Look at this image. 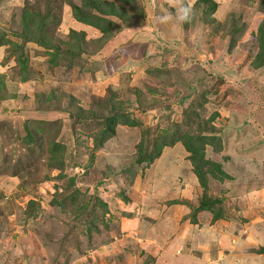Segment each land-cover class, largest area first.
Instances as JSON below:
<instances>
[{"label": "rangeland", "instance_id": "rangeland-1", "mask_svg": "<svg viewBox=\"0 0 264 264\" xmlns=\"http://www.w3.org/2000/svg\"><path fill=\"white\" fill-rule=\"evenodd\" d=\"M81 1L0 0V32L5 34L0 48V264H69L87 255L97 259L104 254L100 245L112 240L114 234L126 235L121 213L139 212L129 195L145 197L144 182L182 177L192 182L185 177L190 168L180 142L149 165H135L141 131L145 133L144 147L151 150L157 139L187 141L190 136L211 134L212 127L221 136L223 151L215 155L206 148V157L220 162L234 179L225 183L209 180L210 194L220 198L227 209L224 213H230L238 224V209L244 208L253 218L257 212L263 217L264 194L259 193L264 191V65H260L264 49H259L258 35L243 38L238 30L244 26L245 10L240 9L246 0H240L238 10L222 22L208 20L198 5L194 18L185 26L171 22H145L141 26L139 22L140 26L119 32L105 45L97 43L99 30L74 19L71 5L80 6ZM136 1L135 8L146 6V0ZM247 2L255 6L256 0ZM151 4L148 15L156 21L152 16L156 5L160 15L167 13L165 4L174 11L178 0H152ZM25 10L41 18L47 16L41 31L59 46L55 65L49 61L51 50L23 42L22 36L27 35L21 23ZM79 24L84 28L87 44L82 46L85 54L90 52L88 56L70 50L73 35L69 32ZM34 25L40 29L39 22ZM116 25L122 27L118 21ZM86 32L94 36L87 38ZM6 40L21 44L22 52ZM12 50L25 61L21 69ZM21 76L28 80L21 81ZM109 86L122 102L119 112L140 121L142 127L117 126L114 135L95 149L89 137L101 126L93 120V128L79 131L77 120H64L72 109L64 93L85 101L88 96L91 109L102 112L96 103L113 93ZM102 96L105 98L96 99ZM51 111L61 114L58 119L53 115L55 122L44 124L39 123V117L35 119L34 113ZM55 141L65 146L63 161L51 163L48 150ZM127 166L134 174H120ZM70 178H74V186L69 188ZM75 187L84 196L73 203L64 196ZM254 191L259 193L254 194V201L247 196V203L246 194ZM121 192L128 195L130 203L116 196ZM101 195L109 202L113 198L120 201L112 215L121 220V231L116 232L117 223L108 221L107 216L109 228L97 223L103 210ZM88 197L91 207L80 215L77 209ZM30 200L35 208L28 206ZM251 217L244 222L246 235ZM92 219L96 220L95 229L88 232Z\"/></svg>", "mask_w": 264, "mask_h": 264}, {"label": "crops", "instance_id": "crops-1", "mask_svg": "<svg viewBox=\"0 0 264 264\" xmlns=\"http://www.w3.org/2000/svg\"><path fill=\"white\" fill-rule=\"evenodd\" d=\"M150 1L152 2V0L145 1L146 6L143 4L145 14L141 26L145 25V22H158V5L155 6L156 10L153 9L155 10L154 15L152 14L156 21L148 15L153 6ZM156 1L160 3V0ZM197 1L186 0L192 7ZM211 1L217 4L213 17L222 22L225 16L238 10L240 0ZM245 2L246 6L242 5L240 9L245 10L244 22H241L244 26L238 29L239 32L243 33V38L250 37L253 33L256 34L264 20V0H256L255 6L258 5L256 10L255 6H249L247 0ZM260 6L261 8H259ZM164 8L167 9V13L173 11L168 4H165ZM240 10L239 12L242 13ZM130 29L134 28L131 27ZM75 30L83 31L84 28L79 24ZM127 30L129 28H124L120 33H126ZM86 33L87 38L94 36V33ZM227 51L228 49L223 52L224 55ZM174 147L164 148L161 154L166 149ZM187 163L189 162L187 161ZM186 165L188 167V164ZM188 168H190V172L185 177L187 180H192L190 183H187L183 177L164 182H156L157 179L144 182L142 185L147 190L145 197H140L135 193L129 195L131 202L134 201L133 204L136 205L139 212L137 214L121 213L126 222L123 228L126 235L121 234L120 237H117L118 235L114 234L112 240L100 245L101 253H104L103 256H96L97 259H95L85 255L86 259L82 260V258L79 260L80 262L72 260L69 264H264V254H256L253 251V249L257 250L264 246V216L261 217L257 212L254 213L255 217L253 218L249 211L244 208H237L239 210L237 214L241 216V224H238L234 221L235 217L230 213L227 215L224 213L227 211L223 207L225 204H221L224 210L221 212L222 218L220 219L213 220L212 214L206 210L196 212L193 216L192 213L198 207L202 196V189L191 172L190 164ZM225 172L231 179L225 180L224 183L234 179L229 172ZM209 180L212 181L210 178ZM257 193L259 191L246 194L245 201H247V196L252 198L251 201H254ZM261 193L264 194V191L260 192L259 196H262ZM116 196L122 198L119 194ZM124 196L125 198L122 199L130 203L128 195L124 194ZM239 197L242 198L243 196ZM106 198L101 195L100 199L107 205L114 202L113 205H108L112 211L106 215L109 217V221L117 223L116 232L121 231V227L118 226L121 220L112 215L113 209L117 208V203L120 201H115L113 198L109 202ZM240 213L246 214L243 216ZM247 217H251L252 220L248 229L249 233L246 235L243 226L244 222L246 224L249 222Z\"/></svg>", "mask_w": 264, "mask_h": 264}, {"label": "trees", "instance_id": "trees-1", "mask_svg": "<svg viewBox=\"0 0 264 264\" xmlns=\"http://www.w3.org/2000/svg\"><path fill=\"white\" fill-rule=\"evenodd\" d=\"M119 2V4H118ZM118 2L115 4L110 1H103V0H82L81 5H71L72 8V13L74 16V19L78 22L84 23L86 25H89L91 27L96 28L99 30L101 36L98 38V44H103L111 39L115 38L119 34V32L124 29V28H134L140 26L139 22H142L144 19V9L142 6H139L135 8V4L137 6V1L136 0H118ZM198 5H202V9H204L203 14L204 17L208 18V20L214 19L216 22L217 21L214 17L213 14L215 13L217 4L211 0H198L194 5L193 8L198 9ZM126 6H129L127 9ZM209 14V17L207 16ZM35 16V17H33ZM36 20L35 21V19ZM46 15L44 18H41L38 13H29L28 10L23 11L22 13V18H21V23L23 24L24 32L27 33L26 36H22V39H25L23 42H30V43H35L39 45L40 47H45L47 49L50 62L52 65H55L53 62L54 57L56 55V52H58L59 46L56 44H52V42L48 41L46 36H44L43 32L41 31L44 28V21L46 19ZM121 23L122 27L120 29L117 27L116 22ZM34 22H39L40 29L38 27H34ZM137 23V24H135ZM264 26V20L262 22ZM186 24V23H185ZM37 25V24H36ZM126 25V27H125ZM138 25V26H136ZM185 26V25H183ZM261 24L256 32V37L258 35V38L260 39L259 43V49L262 52V49H264V42L262 43L261 41H264V28L262 31ZM1 33V32H0ZM29 35V36H28ZM36 35V36H34ZM69 35H73V38L71 39L72 46L70 47V50H73V52L77 55L78 53L81 55L80 56H88L90 55V52L84 53L83 52V46L82 44L85 42V32L84 31H76V30H71L69 32ZM255 35V33H254ZM21 36V35H20ZM5 34L1 33L0 34V47L4 45L5 40H4ZM17 37H19L17 35ZM258 39V41H259ZM51 40V39H50ZM45 41L48 43L46 44ZM6 44L10 45L12 48H18L21 51V44H15L11 40H6ZM87 44L84 43V45ZM102 45V47H103ZM15 50H12L14 52ZM22 52V51H21ZM98 52V50L96 51ZM72 54L75 55V54ZM21 54H17L15 51V60H17L20 64V69L21 65H25V61L20 58ZM73 61V60H72ZM70 62V60H68ZM73 62L68 64V68H70V65H72ZM260 65H264V59L261 60ZM21 81H26L28 80L25 76H21ZM1 81H0V88H1ZM109 88L108 90L113 92L106 100L97 102L96 105L102 109V112L99 110L91 109L89 97L88 100H81L78 97H76L74 94H70L69 92H65L72 103V109L68 111L67 117L68 119L64 120H69V119H74L76 121V127L79 129V131L85 130V129H91L93 128V123L96 120L95 125H99L100 130L96 134H91L89 139L92 140L93 148H99L100 146L103 145V143L110 137H112L115 133V127L117 126H128V127H142V123L138 120H135L131 117H129L126 114H122L119 112L120 106L122 104L120 98L117 96L118 93L116 90H113L110 86L107 87ZM108 91V92H109ZM52 93V92H51ZM48 96L52 97L53 94ZM117 95V96H116ZM93 97V96H92ZM90 97V98H92ZM94 98V97H93ZM103 99L105 96L102 97H96V99ZM135 99V97H134ZM137 101V99H135ZM88 103V104H87ZM92 104V103H91ZM93 105V104H92ZM94 107V105H93ZM35 114V119L36 116L39 117L38 120H42L39 123H53L51 121L53 120V115L55 119H58L59 115L58 112H48V113H34ZM64 115L62 114V117ZM72 117V118H71ZM94 120V121H93ZM37 123V121H35ZM55 122V121H54ZM211 134H200L198 137H193L190 136L187 138V141H182L180 139H177L176 141L171 138H162V139H157L151 150L150 148H145L144 147V135L145 133L141 131V139L140 141L136 144L137 146V154L136 158L134 160L135 165H141L142 163H147L148 165L154 160L160 157L161 152L164 148H171L176 145V143L180 142L182 146L184 147V151L187 153L186 160H188L190 166H191V172L196 178L197 184L199 187L202 189V196L200 198V201L198 203V207L194 210V213H192L193 216H195L196 212L199 211H209L212 216L213 220H217L222 218V211L223 208L221 207L220 204L221 200L217 196H213L212 194H209V178L218 181V182H224L225 180H230L231 177L225 172L223 169V165L220 162L214 161L211 158L206 157V148L210 149L211 153L214 154H220L223 151L222 148V139L221 136L218 135V133L211 127L210 130ZM27 139L30 141L31 135L28 134ZM168 139L169 141L165 142V140ZM65 146L59 142H53L49 146V155H50V162L54 163L55 161H63V152H64ZM91 151V149H89ZM145 153L146 155H144ZM92 158V156H90ZM223 159V158H222ZM224 161L227 160V158L223 159ZM133 163H130L129 166ZM129 166H127L126 169H121L122 172L120 174H130L132 171L129 170ZM130 171V172H129ZM134 174V171L132 172ZM132 180V179H131ZM128 179V181H131ZM134 180V179H133ZM130 183V182H129ZM74 186V178H70L68 185L66 187H72ZM122 198H125L124 192L119 194ZM84 194L81 193V191L78 190V188L75 187V190L71 191L69 194H66L64 197L70 199L75 203L78 199V197H83ZM63 200V199H62ZM80 200V198L78 199ZM91 198L88 197L87 201L77 209V213H80V215L84 214L86 211L90 209L91 206ZM102 200V199H101ZM56 201V200H54ZM53 201V202H54ZM103 201V200H102ZM100 204L102 210V213L100 215L99 221L97 223L101 226L109 228L108 221L105 220V217L107 216L106 214H110V210L107 208L106 203L103 201ZM78 204V203H77ZM28 206H33L35 208L36 204L32 200L28 202ZM76 206V205H74ZM78 207V206H77ZM109 211V212H108ZM34 217V216H33ZM97 219V217H95ZM95 223L96 220L92 219V221L89 222V227L86 228L88 232L92 231V229H95ZM92 226V227H91ZM256 254H264V246L259 247L256 250Z\"/></svg>", "mask_w": 264, "mask_h": 264}, {"label": "clouds", "instance_id": "clouds-1", "mask_svg": "<svg viewBox=\"0 0 264 264\" xmlns=\"http://www.w3.org/2000/svg\"><path fill=\"white\" fill-rule=\"evenodd\" d=\"M195 15V9L186 0H178V5L170 13H162L158 17L161 24L174 23L183 25L192 21Z\"/></svg>", "mask_w": 264, "mask_h": 264}]
</instances>
